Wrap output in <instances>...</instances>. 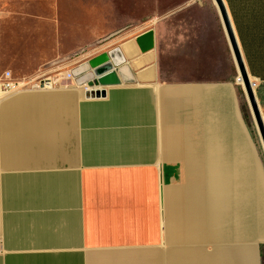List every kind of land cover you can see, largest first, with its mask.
<instances>
[{"label": "crops", "instance_id": "crops-1", "mask_svg": "<svg viewBox=\"0 0 264 264\" xmlns=\"http://www.w3.org/2000/svg\"><path fill=\"white\" fill-rule=\"evenodd\" d=\"M222 2L264 128V0ZM118 47L104 97L0 98V264H264V145L215 1ZM3 64L0 34L19 81Z\"/></svg>", "mask_w": 264, "mask_h": 264}, {"label": "rangeland", "instance_id": "rangeland-1", "mask_svg": "<svg viewBox=\"0 0 264 264\" xmlns=\"http://www.w3.org/2000/svg\"><path fill=\"white\" fill-rule=\"evenodd\" d=\"M204 1L0 0L3 67L20 79L15 92L45 89L47 79L56 81L50 89H104L90 63L182 6Z\"/></svg>", "mask_w": 264, "mask_h": 264}, {"label": "water", "instance_id": "water-1", "mask_svg": "<svg viewBox=\"0 0 264 264\" xmlns=\"http://www.w3.org/2000/svg\"><path fill=\"white\" fill-rule=\"evenodd\" d=\"M214 1H215L216 5H217L218 11L221 14L222 22H223L224 28L226 29V32H227L229 44H231L232 51H233V54H234V58L237 61V65H238V69H239V76H240V78L242 80L243 91L246 94V97H247V100H248V104H249V108H251L255 124L257 125L258 132L260 134V138H261V140L263 142V145H264V128H263V124L261 123L260 115H259L258 109H257V107L255 105V102H254V95H253V91H252V86H251L250 80L248 78V75H246V73H245V71L243 69L242 59H240L236 43L234 42V39H233V34H232L231 27L229 26L227 12L225 11V8H224L222 0H214ZM151 43H152V32L151 31H148L147 33H145L140 38H137V40H136V44H137V46H139V48H140V50L142 52L151 49L152 48ZM116 50H119V49H116ZM116 50H114V51H116ZM123 62H124V59H123L121 64H123ZM116 65H118V64H116ZM98 77L99 76L97 75V79L96 80L103 87L112 86V84H118L120 82V80L118 79L117 75H113V77L111 78L110 81L107 80V81H104V82H101V80H98ZM104 94H105V91L102 88V89L96 90L94 92L93 91L86 92L84 94V97L94 99L96 97L97 98L104 97Z\"/></svg>", "mask_w": 264, "mask_h": 264}, {"label": "bare ground", "instance_id": "bare-ground-1", "mask_svg": "<svg viewBox=\"0 0 264 264\" xmlns=\"http://www.w3.org/2000/svg\"><path fill=\"white\" fill-rule=\"evenodd\" d=\"M122 61H123V56L121 52L119 50H116V51H111V53L108 52L106 55L100 56L94 62L90 63L91 64L90 66L94 69L95 73L99 76L98 80H101V82H104L107 80L110 81L113 75H117L114 69V66L116 64H121ZM240 79H238V82L241 84L242 80ZM52 83L53 81H51V79L50 80L48 79L47 83L45 84V88H49L50 85H52ZM96 90H99V89H96Z\"/></svg>", "mask_w": 264, "mask_h": 264}, {"label": "built area", "instance_id": "built-area-1", "mask_svg": "<svg viewBox=\"0 0 264 264\" xmlns=\"http://www.w3.org/2000/svg\"><path fill=\"white\" fill-rule=\"evenodd\" d=\"M20 87V82L0 81V98L2 96L14 93Z\"/></svg>", "mask_w": 264, "mask_h": 264}]
</instances>
